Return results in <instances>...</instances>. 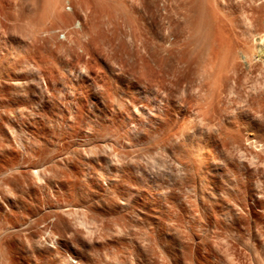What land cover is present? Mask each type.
Returning a JSON list of instances; mask_svg holds the SVG:
<instances>
[{
	"label": "rangeland",
	"instance_id": "1",
	"mask_svg": "<svg viewBox=\"0 0 264 264\" xmlns=\"http://www.w3.org/2000/svg\"><path fill=\"white\" fill-rule=\"evenodd\" d=\"M214 1L218 2H209L219 7L222 1L230 9L233 6L236 13L242 7L237 5L242 0ZM206 2L208 0H82L81 3L77 0H62L58 13L66 21L61 22L49 13L51 9L48 0H0V51L6 52L4 59L9 57V62L13 60L10 64L5 59L1 70L3 74L7 72L5 75L16 77L23 83L16 87L8 81L1 84L4 92L0 106V264H56V259L49 251L43 248L42 251L36 245L35 248L32 242L36 236L43 235L42 239H47L44 233L47 226L55 231V235L63 234L78 246L81 242L86 243L83 238L92 239L93 242L86 240L93 244L91 246L90 243V248L83 244L85 250L89 249V253L86 252L89 264H93L92 259L95 264H264V147L254 148L252 143L257 141L259 145H264V72L257 67L250 69L251 72L243 68L246 71L240 69L238 80L229 73L227 79L223 77L225 81L218 82V89L214 86L217 85L213 82L216 79L214 74H221L222 79L225 70L215 65L216 62L221 65L222 61L223 48L218 43L221 41L216 40V33L219 31L217 28L224 24L216 25L224 20H215L217 7L215 11L212 9L214 7H207ZM250 2L243 4V7L245 5L244 8L249 10L250 4L256 6L257 2L255 5ZM220 8L221 17L224 11ZM211 10L215 11L214 14ZM225 13L228 14L227 11ZM206 16L210 17L209 20ZM210 20L218 21V24H212L215 26L214 30H210L212 38H209L210 34L206 42L208 44L210 41L212 47L204 44V51L207 47L204 53L203 45L201 47V43L198 44L201 41L197 42V36H201L198 32L202 28L197 24L205 21V25ZM226 23L224 26L228 28ZM196 25L201 27L199 31ZM73 30H77L78 34L82 31L80 37L84 35L85 38L81 37L80 40L74 37ZM169 33L177 34L173 38ZM168 34L170 40L174 39V42L171 40L173 47L170 49L160 45L168 39ZM158 47H162L163 51ZM163 47H166L165 50ZM156 49L161 54L164 51L167 53L157 55ZM198 49L199 54L203 52L202 55L198 54ZM218 49L222 53H217ZM216 53L220 55V61ZM23 61L27 62V67H31L32 75L27 72L24 66L26 62ZM210 65L214 67L210 68ZM16 66H20V70L17 71ZM11 67L16 75L9 71ZM221 68L223 71L220 72ZM208 69H212L213 73H209ZM205 74L210 76L209 79ZM203 76L206 80H203ZM32 81L41 86H34ZM252 82L261 88L263 96L257 97L254 94L253 97ZM123 88L133 93L129 100L123 96ZM26 93L29 95L25 96ZM158 113L162 115V121ZM246 117L249 121H246ZM178 118L186 119L181 121ZM182 122L186 126V123L189 124L185 128H194V132L199 134L196 133V136L192 133L194 129L186 132L195 135V140L203 145V154L206 153L209 160L212 157L211 162L202 160V163L198 160V163L195 159L189 166L186 162L188 158L185 159L186 156L181 154L183 152L179 155L182 157V162L180 157L178 159L181 162L179 165L172 162L177 159L174 157L178 153L174 156L176 149L171 147L167 138L174 130L179 133L178 130L184 129ZM206 122L209 125L211 123L209 130L214 129V132H206ZM200 123L203 127L199 126ZM126 130L132 132L129 134ZM19 139L20 142L22 140L21 144ZM29 148L34 151L31 152ZM32 156L35 157L33 160ZM64 159H69L68 164ZM28 163H35L39 166L38 170L43 173L45 171L46 175L42 177L41 173V180H34L33 176L25 174L24 166ZM9 165L14 166L10 168ZM119 169L124 171L120 172ZM146 169L151 170V178L144 184L139 174H143ZM21 170L25 171L24 174ZM137 170L140 173L137 174ZM115 172L117 176L121 173V177L115 178ZM28 176L36 183L29 180L31 178ZM103 187L106 192L102 191ZM17 189L21 190L20 193ZM15 192L19 197H15ZM73 207H76V213H73ZM56 217H60L62 223ZM80 220L90 223V236L79 225ZM24 221L28 224L26 229L21 226ZM29 223L34 224L33 228L36 226V229H32ZM19 232L22 237L18 235ZM23 232H26L25 235ZM26 236H29V241ZM6 250H9V254ZM29 250H34L35 254ZM5 257L8 260H4Z\"/></svg>",
	"mask_w": 264,
	"mask_h": 264
},
{
	"label": "bare ground",
	"instance_id": "2",
	"mask_svg": "<svg viewBox=\"0 0 264 264\" xmlns=\"http://www.w3.org/2000/svg\"><path fill=\"white\" fill-rule=\"evenodd\" d=\"M44 1L46 2L47 0H44ZM77 1H78V2L80 1V3H81L82 0H77ZM209 1H211V0H208V2H209ZM212 1H213V0H212ZM224 1H226V0H224ZM232 1H233V0H232ZM249 1H251L250 3L253 2L252 4L255 5L254 3L257 2L258 0H257V1H256V0H255V1H254V0H242V1H240L237 5H239V6L241 5V6L243 7V4L246 5L247 2H248V4H249ZM261 1H262V0H261ZM261 1H260V3L263 2V1H262V2H261ZM61 2H62V0H48V5H49V8L51 9V11H50L49 13L55 15V17L57 18V20H59V21H61V22H64V21H66V20L64 19V17H63L62 15H60V14L58 13V12H59V6H60V3H61ZM165 2H166V1H165ZM165 2H164V3H165ZM204 2H205V1H204ZM208 2H206L208 5H206V3H204L207 7H209V6H210L211 8L214 7V8H212V9L215 10V6H216V7H217L216 10H218V13L215 14L216 16L213 15L214 12H215L216 10H215V11H214V10H211V11H213V12H212L213 14H209V15H213V16H215V17H214L215 20H218V21H220L221 19H223L224 22H225V21L227 22V23H226V22H225V23H226L227 26H228V28H225L226 25H225V23H224L223 21H220V22H219V25H216V23H217L218 21H217V22H214L215 20L213 21L217 27H218V26H221L222 24H224L225 26H224V25L221 26V27L224 26L223 29H222L223 31H224L225 29H227L225 32H221V33H220V31H222V30H221V27L217 28V30H219V31H217L218 33H216V35H217L216 40H217V41H221V43L218 42L219 45H220V46H221V45H222V46L224 45L225 48L221 46V49L223 48V49H222V50H223V55L221 54V55H222V57H221V58H222V61H220V60H221V58L219 57L220 55L218 56V54H217V53H219L220 51H221L220 53H222V50H219V49H218L219 51H217L216 54H217V56H218L220 59H217V60L220 61L221 65H218L219 63H217V62H216L217 64L215 63V65H216L217 67H218V66H221L222 68L224 67L223 70L225 69L226 71L224 70V73L222 72V79H220V78H221V74H219V76H218L217 74H214V75H216V76H215L216 79H215L213 82H214V84H217V85H214V86H216L217 89H218V86H219V85H218V84H219L218 82H222V80L225 81V79H227V74H229V73L231 74V76L233 75V76L237 77L236 79L238 80L239 77H240V76L238 75L239 72H240V74H241L240 69L243 70V68L246 69V70H248V71H250V69H253L254 67H255V68L257 67V68H260V70H261L262 72H264V10H263V8H264V2H263V4H260V3L257 2L259 5L257 6V3H256V6H254V7L250 4V5H249V8H250L249 10H248L247 8H244L245 5H244V7H243L244 9H243L242 7H240L241 10H240L239 7H238V9H239L240 11L237 10V11H239V13H238V12H237V13H238L239 15L236 13L235 10L232 9L233 6H232V8L230 9V8L228 7V5H227L226 3H224V2H222V1H221V4H222L221 6H222V7L220 6V3L218 4V5H219V7H218L216 4L213 5L211 2H209L211 5H213V6H211V5H209ZM214 2H215V1H214ZM218 2H220V1L218 0ZM218 2H215V3H218ZM236 2H237V1H236ZM236 2L234 1V3H236ZM45 4H46V3H45ZM61 4H62V3H61ZM228 4H231V3L228 2ZM48 5H47V6H48ZM151 5H152V4H151ZM164 5H165V4H164ZM47 6H46V7H47ZM202 6H203V5H202ZM206 6H205V7H206ZM235 6H236V4H235ZM60 7H61V6H60ZM220 7H221V8H220ZM246 7H248V5H247ZM219 8H220L221 10L224 11V12H223V15H221V17H220V15H219V13H221L222 11H220ZM234 8H235V7H234ZM261 9H262L263 11H261ZM164 10H165V9H164ZM205 10H206V9H205ZM205 10H204V11H205ZM209 10H210V8H209ZM209 10H207L208 13H211V12H209ZM256 10H257V12H256ZM258 10H260L261 12L258 11ZM219 11H220V12H219ZM226 11L228 12V14L225 13ZM262 12H263V13H262ZM204 13H205V12H204ZM206 13H207V12H206ZM206 13H205V14H206ZM256 13H260V14H257V15H256ZM83 14H84V13H83ZM205 14H203V15L205 16ZM217 14H218V15H217ZM221 14H222V13H221ZM224 14H225V15H224ZM236 14H237V15H236ZM53 15H52V16H53ZM203 15H202V16H203ZM206 15H207V14H206ZM255 15H256V16H255ZM207 16H208V15H207ZM207 16H206L205 18H207ZM213 16H211V18H213ZM55 17H54V18H55ZM164 18H166V17H164ZM205 18H203V19H205ZM208 18H210V17H208ZM208 18H207V19H208ZM214 18H213V19H214ZM219 18H220V19H219ZM162 19H163V18H162ZM168 19H169V18H168ZM207 19H206V20H207ZM213 19H212V20H213ZM166 20H167V19H166ZM206 20H205V21H206ZM208 20H209V19H208ZM212 20H210V22L207 21V23H206L207 25H206V24H205V25L203 24V23H205V21H203V22L201 21L202 23H201V22H200V23H201L202 25H204V26H202L201 24H197V25H199V26H201V27L203 28V31H202V28H201V27H200V28H201V29H200V28L196 25V26H197V30H198V31H199V29L201 30L200 32H198L201 36H200V38H198V36H197V42L201 41V42H199L198 44L201 43V44H200L201 47H202V45H203L202 50L205 48V45H204V44H207L206 42L208 41V37H209L210 34H211V31H210L211 28L214 30V27H215V26H212V24H213ZM80 21H82V20H80ZM80 21H79V22H80ZM168 21H169V20H168ZM170 21H171V20H170ZM164 22H165V21H164ZM166 22H167V21H166ZM178 22H179V21H178ZM178 22H177V23H178ZM221 22H222V23H221ZM160 23H162V22H160ZM167 23H168V22H167ZM169 23H170V22H169ZM177 23H176V25H177ZM77 24H78V23H77ZM217 24H218V23H217ZM220 24H221V25H220ZM160 25H162V24H160ZM169 25H170V24H169ZM173 25H174V22H173ZM179 25H180V24H179ZM79 26H80V24H79ZM163 26H164V25H163ZM165 26L167 27V25H165ZM166 27H165V28H166ZM170 27H171V26H170ZM170 27H169V29H170ZM172 27H173V26H172ZM167 28H168V27H167ZM167 28H166V29H167ZM178 28H179V27H178ZM198 28H199V29H198ZM78 29H79V28H78ZM81 29H82V26H81ZM161 29H162V28H161ZM169 29H168V30H169ZM172 29H173V28H172ZM172 29H171V30H172ZM175 30H176V28H175ZM181 30H182V29H181ZM197 30H196V31H197ZM213 30H212V31H213ZM215 30H216V29H215ZM76 31H77V30H76ZM76 31L74 32V30H73L74 37L80 38V40H81V37H84V38H85L84 35L80 37V34H81V32H82L81 30H80V31H81L80 34H78L79 32L77 33ZM78 31H79V30H78ZM161 31H162V30H161ZM173 31H174V30H173ZM178 31H179V29H178ZM178 31H176V32L178 33ZM67 32H68V31H67ZM169 32H171V31H169ZM171 33H173V32H171ZM171 33H169V34H171ZM174 33H175V32H174ZM177 33H176V34H177ZM179 33H180V32H179ZM196 33H197V32H196ZM213 33H214V32H213ZM67 34H68V33H67ZM82 34H83V33H82ZM163 34H164V33H163ZM166 34H167V33H166ZM169 34H168V39H167L166 36H165V38H166L167 40L165 39L164 43H163V42H162V44L160 43V45H162V46H165V45H166V46L168 47L167 49H170L171 46L173 45V42H174V39H171V40L173 41V42H171V40H170L171 36H169ZM176 34H174V35L171 34V35H172L173 38H174V36H176ZM181 34H182V33H181ZM199 34H197V35H199ZM68 35H69V34H68ZM70 35H72L71 32H70ZM75 35H76V36H75ZM179 35H180V34H179ZM219 35H220V36H219ZM180 36H181V35H180ZM182 36H183V35H182ZM218 36H219V38H218ZM72 37H73V36H72ZM72 37H71V38H72ZM162 37H163V35H162ZM65 38H66V36H65ZM77 38H76V39H77ZM175 38H176V37H175ZM181 38L183 39L184 37H181ZM209 38H212V34H211V37H209ZM217 38H218V39H217ZM163 39H164V38H163ZM177 39H179V38L177 37ZM177 39H176V41H177ZM182 39H181V40H182ZM198 39H199V40H198ZM74 40H75V39H74ZM78 40H79V39H78ZM78 40H76L77 43H78ZM159 40H162V39H159ZM179 40H180V39H179ZM183 40H184V39H183ZM205 40H206V41H205ZM209 40H211V39H209ZM66 41H67V40H66ZM66 41H65V42H66ZM211 41H212V40H211ZM68 42H69V40H68ZM70 42H71V40H70ZM70 42H69V43H70ZM178 42H179V41H178ZM178 42H176V43H178ZM180 42H182V41H180ZM204 42H205V43H204ZM66 43H67V42H66ZM74 43H75V42H74ZM176 43H175V45H176ZM183 43H184V42H182V44H183ZM79 44L81 45L80 41H79ZM163 44H164V45H163ZM178 44H179V43H178ZM178 44H177V46H179V45L181 46V44H179V45H178ZM208 44L211 45V44H210V41H209ZM208 44H207V45H208ZM155 45H156V44H155ZM155 45H154V46H155ZM157 45H158V44H157ZM157 45H156V46H157ZM200 45H199V46H200ZM209 45H208V47L211 48L212 45H211V47H210ZM154 46H152V47H154ZM156 46H155V47H156ZM158 46H159V45H158ZM177 46H176V47H177ZM220 46H219V48H220ZM172 47H173V46H172ZM183 47H184V46L182 45V48H183ZM201 47H198V46H197V48H199V49H201ZM158 48H161L160 51H161V50L163 51L162 47H158ZM163 48H164V50H165L166 47H163ZM182 48H181V49H182ZM152 49H154V48H152ZM175 49H177V48H175ZM175 49H174V50H175ZM178 49H179V47H178ZM178 49H177V50H178ZM199 49H198V50H199ZM8 50H9V49H8ZM11 50H12V49H11ZM11 50H10V51H11ZM209 50H212V49H209ZM209 50H208V51H209ZM5 51H6V50H5ZM12 51H13V50H12ZM156 51H157V49H156ZM158 51H159V50H158ZM158 51H157L155 54L160 53V51H159V52H158ZM170 51H172V50H170ZM175 51H176V50H175ZM203 51H204V50H203ZM205 51H207V47H206V50H205ZM205 51H204V53H205ZM8 52H9V51H8ZM165 52H166V51H164L163 53L165 54ZM197 52H198V54H199L200 50L197 51ZM209 52H210V51H209ZM2 53H3V55H2ZM2 53H1V51H0V106H1L2 103H3V102H2V101H3V93H2V92H4V91H2V89H1V87H2V85H3V82L6 83L5 81H8L9 83H10V82H11V83H14V86H15V85H16V86H18V85L20 86V84H21V82H20L19 80H17L16 77H13V78H14V79H13L12 76H11V78H10V76H8V74L5 75V74L7 73L6 71H5V72H6L5 74L2 73V71H3V70H1V68H3L2 63H3V62L5 61V59H7V58L10 60L9 57H7V58L4 59V53H6V52H2ZM9 53H10V52H9ZM163 53H162V54H163ZM166 53H167V52H166ZM202 53H203V52L201 51V53H200L199 55H202ZM10 54H11V53H10ZM14 54H15V53H14ZM16 54H17V53H16ZM160 54H161V53H160ZM162 54H161V55H162ZM164 54H163V55H164ZM168 54L170 55L169 52H168ZM212 54H213V53H212ZM5 55H6V54H5ZM7 55L10 56L9 54H7ZM157 55H158V54H157ZM165 55H166V54H165ZM169 55H168V56H169ZM209 55H210V54H209ZM209 55H208V56H209ZM11 56H12V55H11ZM13 56H14V55H13ZM17 56H19V55H17ZM170 56H171V55H170ZM208 56H207V57H208ZM5 57H6V56H5ZM161 57H162V56H161ZM163 57H164V56H163ZM197 57H198V56H197ZM204 57H205V55L203 54V59H204ZM207 57H206V58H207ZM11 58H12V57H11ZM13 58L15 59V57H13ZM13 58H12V59H13ZM198 58H199V57H198ZM200 58L202 59V57H200ZM8 59H7V60H8ZM17 59H18V57H17ZM208 59H209V58H208ZM9 60H8V62H9ZM20 60H21V59H20ZM16 61H17V60H16ZM21 61H22V60H21ZM26 61H28V60L26 59ZM26 61H25V62H26ZM219 61H218V62H219ZM5 62H6V61H5ZM5 62H4V63H5ZM10 62L12 63L13 60L10 61ZM10 62H9V63H10ZM14 62H15V60H14ZM23 62H24V61H23ZM25 62H24V63H25ZM31 62H32V61H30V63H31ZM9 63H8V65H9ZM11 63H10V64H11ZM16 63H17V62H16ZM6 64H7V63H6ZM21 64H22V63H21ZM28 64H29V62H28ZM8 65H7V66H8ZM13 65H14V64H13ZM14 66H15V65H14ZM14 66H13V67H14ZM24 66H26V67L28 66V65H27V62H26V65H24ZM31 66H32V65H31ZM210 66H212V67H210ZM210 66H209L210 68H213V67H214L213 65H210ZM13 67H11V68H10L11 70H9V71H11V73H12V71H13V70H12ZM16 67H17V66H16ZM19 67H20V66H19ZM19 67H17L16 70L19 69ZM30 68H31V67H27V72H28V73L31 72V71H30V70H31ZM219 68H220V67H219ZM222 68L220 69V72L223 71ZM255 68H254V69H255ZM5 69H6V68H5ZM14 69H15V67H14ZM19 70H20V69H19ZM209 70H210V69H208L207 71L209 72ZM213 70L216 71L217 69H213ZM246 70H243V72L246 71ZM14 71H15V70H14ZM14 71H13V73H14ZM17 71H18V70H17ZM17 71H16V72H17ZM32 71H33V70H32ZM68 71H69V70H68ZM215 71H214V73H215ZM218 71H219V69H218ZM252 71H253V70H252ZM3 72H4V71H3ZM50 72H51V71H50ZM205 72H206V71H205ZM208 72H207V74H208ZM211 72H212V69L210 70L209 73H211ZM220 72H219V73H220ZM250 72H251V71H250ZM32 73H33V72H32ZM32 73H30V74L32 75ZM66 73H68V72H66ZM70 73H71V71H70ZM212 73H213V72H212ZM247 73H248V72H247ZM14 74H15V73H14ZM224 74H226V75H224ZM251 74H252V73H251ZM9 75H10V72H9ZM11 75H13V74H11ZM15 75H16V74H15ZM15 75H14V76H15ZM34 75H35V74H34ZM36 75H37V74H36ZM48 75H49V74H48ZM53 75H54V74H53ZM74 75H75V74H74ZM74 75H73L72 77H74ZM208 75H209V74H208ZM211 75H213V74H211ZM214 75H213V76H214ZM223 75H224V76H223ZM237 75H238V76H237ZM249 75H250V74H249ZM51 76H52V75H51ZM154 76H156V75H154ZM154 76H153V77H154ZM205 76H207V75L205 74ZM205 76H203V80H206V79H205ZM228 76H230V75H228ZM247 76H248V75H247ZM48 77H49V76H48ZM52 77H53V76H52ZM70 77H71V76H70ZM76 77L78 78V76H76ZM153 77H152V78H153ZM207 77H208V76H207ZM207 77H206V78H207ZM209 77H210V76H209ZM209 77H208V79H209ZM218 77H219V78H218ZM223 77H224L225 79H223ZM15 78H16V79H15ZM30 78H31V77H30ZM38 78H39V77H38ZM159 78H160V77H159ZM159 78H158V79L156 78V80H159ZM211 78H212V76H211ZM213 78H214V77H213ZM213 78H212V79H213ZM217 78H218V81H216ZM230 78H232V77H230ZM245 78H246V76H245ZM19 79H20V78H19ZM21 79H22V78H21ZM49 79H50V78H49ZM75 79H76V78H75ZM208 79H207V80H208ZM228 79H229V77H228ZM32 80H33V79H32ZM152 80H153V79H152ZM156 80H154V82H155ZM26 81H27V80H26ZM34 81H37V80H34ZM34 81H32V82H34ZM39 81H40V80H39ZM160 82H161V80H160ZM215 82H216V83H215ZM24 83H25V82H24ZM28 83H30V82H28ZM35 83H36V82H34V83H32V84L34 85ZM139 83H140V82H139ZM252 83H253V86H252ZM252 83H251V86H252V87H251V86H250V87L252 88V91H251V92L253 93V97H254V94H255V96H257V97H261V96H263V94H262L263 91L261 90V88H260L255 82H252ZM254 83H255V84H254ZM1 84H2V85H1ZM22 84H23V83H22ZM22 84H21V85H22ZM143 84H144V82H143ZM155 84L158 85L157 83H155ZM4 85H6V84H4ZM35 85H36V84H35ZM35 85H34V86H35ZM162 85H163V84H161V86H162ZM6 86H7V85H6ZM10 86H11V85H10ZM12 86H13V85H12ZM12 86H11V87H12ZM16 86H15V87H16ZM24 86H25V85H24ZM34 86H33V87H34ZM36 86L38 87V86H41V85L38 84V85H36ZM142 86H143V85H142ZM144 86H145V85H144ZM150 86H151V85H150ZM150 86H149V87H150ZM154 86H155V85H154ZM220 86H221V83H220ZM257 86H258V87H257ZM8 87H9V86H8ZM26 87H27V86H26ZM149 87H148V88H149ZM157 87H158V86H157ZM3 88H4V87H3ZM6 88H7V87H6ZM12 88H13V87H12ZM27 88H28V87H27ZM148 88H147V89H148ZM150 88H151V87H150ZM219 88H220V87H219ZM251 88H250V89H251ZM10 89H11V88H10ZM13 89H14V88H13ZM28 89H29V88H28ZM143 89H144V88H143ZM159 89L161 90V88H159ZM217 89H216V90H217ZM5 90H7V89H5ZM17 90H18V88H17ZM22 90H23V89H22ZM22 90H21V91H22ZM41 90H42V89H41ZM118 90H119V89H118ZM149 90H151V89H149ZM12 91H13V90H12ZM123 91H124V88H123ZM123 91H122V93H124L123 96L126 97V98L124 97L125 99L130 98L131 95L133 96V93H131L130 90H129V91H128V90H125L126 92H125V91L123 92ZM131 91L133 92V90H131ZM219 91H220V89H219ZM221 91H223V90H221ZM261 91H262V92H261ZM36 92H37V91H36ZM148 92H149V91H148ZM251 92H250V93H251ZM260 92H261V93H260ZM11 93H12V92H11ZM13 93H14V92H13ZM24 93H25V89H24ZM34 93H35V92H34ZM39 93H40V92H39ZM138 93H139V92H138ZM149 93H150V92H149ZM222 93H223V92H222ZM263 93H264V92H263ZM9 94H10V92H9ZM15 94H16V93H15ZM15 94H14V96H15ZM21 94H22V92H21ZM134 94H135V93H134ZM150 94H151V93H150ZM219 94H221V92H220ZM231 94H232V93H231ZM16 95H17V94H16ZM26 95H27V93L25 94V96H26ZM28 95H29V94H28ZM28 95H27V96H28ZM142 95H143V94H142ZM251 95H252V94H251ZM135 96H136V95H135ZM146 96H147V95H146ZM218 96H219V95H218ZM218 96H217V97H218ZM217 97H216V98H217ZM251 97H252V96H251ZM142 98H143V97H142ZM142 98H141V99H142ZM263 98H264V96H263ZM141 99H140V100H141ZM252 99H253V98H252ZM128 100H129V99H128ZM138 100H139V98L137 99V101H138ZM154 100H156V99H154ZM257 100H258V99H257ZM257 100H256V101H257ZM260 100H261V98H260ZM262 100H263V99H262ZM262 100H261V101H262ZM134 101H135V100H134ZM254 101H255V99H254ZM135 102H136V101H135ZM257 102L259 103L260 101H257ZM141 103H142V102H141ZM141 103H140V104H141ZM161 103H162V102H160V104H161ZM164 103H165V102H164ZM260 103H261V102H260ZM263 103H264V102H263ZM263 103L261 104L262 106H263ZM131 104H132V103H131ZM131 104H130V107H131ZM165 104H166V103H165ZM165 104H164V105H165ZM133 105H134V104H133ZM137 105H138V104H137ZM137 105H135V106H137ZM166 105H167V104H166ZM258 105H259V104H258ZM135 106H134V107H135ZM142 106H143V105H142ZM153 106H156V105H153ZM138 107H139V106H138ZM157 107H158V105H157ZM162 107H163V105H162ZM162 107H161V108H162ZM164 107H165V106H164ZM258 107H259V106H258ZM263 107H264V106H263ZM263 107H262V108H263ZM146 108H147V107H146ZM131 109H133V108H131ZM134 109H135V108H134ZM134 109H133V110H134ZM143 109H144V108H143ZM154 109H156V108H154ZM157 109H158V108H157ZM159 109H160V108H159ZM168 109H169V108H168ZM136 110H137V108H136ZM149 110H150V109H149ZM161 110H162V109H160V111H161ZM17 111H18V110H17ZM125 111H126V110H125ZM129 111H130V110H129ZM138 111H139V109H138ZM138 111H137V112H138ZM140 111H142V110H140ZM145 111H146V110H145ZM173 111H174V110H173ZM259 111H260V110H259ZM153 112H154V111H152V113H153ZM157 112H158V111H157ZM169 112H170V111H169ZM174 112H175V111H174ZM177 112H178V111H177ZM182 112H183V111H182ZM207 112H208V111H207ZM219 112H220V111H219ZM257 112H258V111H257ZM141 113H142V112H141ZM141 113H140V114H141ZM145 113H146V112H144L143 114H145ZM154 113H156V112H154ZM161 113H162V112H161ZM247 113H248V112H247ZM247 113H246V114H247ZM137 114H138V113H137ZM140 114H139L138 116H140ZM146 114H149V113L147 112ZM146 114H145V115H146ZM156 114H157V113H156ZM156 114H155V115H156ZM158 114H160V113H158ZM162 114H163V113H162ZM183 114H185V113H183ZM206 114H207V113H206ZM260 114H261V112H260ZM260 114H259V115H260ZM263 114H264V113H262V115H263ZM32 115H33V114H32ZM135 115H136V114H135ZM141 115H142V114H141ZM149 115H150V114H149ZM153 115H154V114H153ZM163 115H165V114H163ZM172 115H173V114H172ZM187 115H188V113H187ZM208 115H209V114H208ZM211 115H212V114H211ZM248 115H249V114H248ZM262 115H260V116H262ZM0 116H1V115H0ZM136 116H137V115H136ZM158 116H159V115H158ZM158 116H156V117H158ZM161 116H162V115L160 114V117H161ZM169 116H170V115H169ZM185 116H186V114H185ZM209 116H210V115H209ZM209 116H207V119H210V120L212 121V119L209 118ZM212 116H213V115H212ZM234 116H236V115H234ZM260 116H259V117H260ZM263 116H264V115H263ZM131 117H132V116H131ZM143 117H144V116H143ZM143 117H142V118H143ZM154 117H155V116H154ZM160 117H159V119H160V121H162V117H161V118H160ZM166 117H168V116H166ZM170 117H171V116H170ZM176 117H178V116H176ZM176 117H175V118H176ZM188 117H189V115H188ZM139 118H140V117H139ZM159 119H158V120H159ZM170 119H171V118H170ZM178 119H180V120L182 121L183 119H186V118H183V119L178 118ZM246 119H247V117H246ZM0 120H1V119H0ZM121 120H122V119H121ZM129 120H130V118L128 119V121H129ZM146 120H147V119H146ZM148 120H150V119H148ZM154 120H155V119H154ZM165 120H166V119H165ZM172 120H173V119H172ZM180 120H178V121H180ZM187 120H188V118H187ZM189 120H190V119H189ZM189 120H188V122H189ZM210 120H209V121H210ZM125 121H126V120H125ZM128 121H127V122H128ZM134 121H135V119H134ZM150 121H151V120H150ZM167 121H168V120H167ZM167 121H166V125H167V123H168ZM173 121H174V120H173ZM176 121H177V120H176ZM178 121H177V122H178ZM200 121L202 122V120H200ZM204 121H205V120H204ZM209 121L207 120V122H209ZM246 121H249V120L247 119ZM127 122H126V123H127ZM131 122H132V120H131ZM139 122H140V121H139ZM139 122H138V123H139ZM144 122H145V121H144ZM144 122H143V123H144ZM183 122H184V121H183ZM183 122H182V124H181V123H180V124H181V125H185V124H183ZM207 122H206V124H207L206 126H207V127H206V126L204 127V128H206L205 130H207L206 132H208V131H213V130H214L213 128H212L213 130H209V129H211V128H209V127H211V123H210V125H209V123H207ZM122 123H123V122H122ZM124 123H125V122H124ZM132 123H133V122H132ZM141 123H142V122H141ZM143 123H142V124H143ZM154 123H155V122H154ZM161 123H162V122H161ZM174 123H176V122H174ZM184 123H185V122H184ZM204 123H205V122H204ZM129 124H130V123H129ZM148 124H149V123H148ZM186 124L189 126L188 123H186ZM166 125H165L164 127H166ZM169 125H172V124L169 123ZM201 125H202V127H203V124H202V123L199 124V126H201ZM204 125H205V124H204ZM208 125H209V126H208ZM245 125H247V123H246ZM248 125H250V124L248 123ZM125 126H126V125H125ZM127 126H129V125H127ZM130 126H131V125H130ZM136 126H137V125H136ZM159 126H160V125H159ZM159 126H158V127H159ZM162 126H163V125H162ZM176 126H177V123H176ZM188 126H186V125L183 126L184 129L181 128L180 131L178 130L179 133H176L175 130H174V133H172V135L169 133L170 136L168 137V135H167L168 138L166 137L167 140L170 142V143H169V142L167 141L169 144H171V147L174 148V150L176 149V154H175V155L173 154V155L176 156L177 153H178V156L174 157V158H177V159L173 160L172 162H175L176 165H179V162H180V161H178V159H179V157H180V156H179V155H180V152H183V153H181V154H182V155L184 154V155L186 156V158L184 157L185 159L188 158V160L186 161L188 164H189V163L192 164L191 162H195V159L197 160L198 163H199L200 160H201V162H202V160H203V161L206 160V161H210V162H211V158H212V157H211L210 160H209V157H208L207 155H205L206 153L203 154V153H204V151H203L204 148H202L203 145L201 146L200 143H198V142L195 140V137H194L195 135H193V134H189V133H186L187 131H191V130L194 129V128H193V129H190V127H189V128H185V127H188ZM237 126H238V125H237ZM241 126H242V125H241ZM132 127H133V126H132ZM154 127H155V126H154ZM167 127H168V125H167ZM212 127H213V125H212ZM215 127H217V126H215ZM222 127H223V126H222ZM222 127H221V129H223ZM141 128H142V127H141ZM160 128H162V127H160ZM171 128H172V127H171ZM171 128H170V129H171ZM191 128H192V127H191ZM195 128H196V127H195ZM219 128H220V127H219ZM245 128H246V127H245ZM143 129H144V128H143ZM147 129H150V128L147 127ZM151 129H152V127H151ZM158 129H159V128H158ZM158 129H157V130H158ZM166 129H167V128H166ZM170 129H169V131H170ZM175 129H176V128H175ZM178 129H179V128H178ZM186 129H187V130H186ZM201 129H202V128H201ZM224 129H225V128H224ZM224 129H223V130H224ZM236 129H237V127H236ZM238 129H239V127H238ZM238 129H237V130H238ZM243 129H244V128H243ZM129 130H130V129H129ZM144 130H146V129H144ZM161 130H162V129H161ZM172 130H173V129H172ZM172 130H171V131H172ZM181 130H183V131H181ZM185 130H186V131H185ZM199 130H200V129H199ZM205 130H204V131H205ZM126 131L128 132V130H126ZM134 131H135V130H134ZM141 131H142V130H141ZM141 131H139V132H141ZM165 131H166V130H165ZM165 131H163V132H165ZM184 131H185V132H184ZM194 131H196V130L194 129V130L191 131V132L194 133V134H196L197 132L195 133ZM200 131H201V130H200ZM215 131H216V129H215ZM219 131H220V130H219ZM129 132L131 133L132 131H129ZM129 132H128V133H129ZM139 132H138V133H139ZM158 132H159V131H157V133H158ZM167 132H168V130H167ZM213 132H214V131H213ZM223 132H225V131H223ZM223 132H222V133H223ZM130 133H129V134H130ZM160 133H161V132H160ZM185 133H186V134H185ZM199 133H202V132H199ZM204 133H205V132H204ZM208 133H209V132H208ZM211 133H212V132H210V134H211ZM136 134H137V131H136ZM197 134H198V133H197ZM197 134H196V136H197ZM210 134H209V135H210ZM212 134L215 135V134H218V133L215 132V133H212ZM220 134H221V133H220ZM160 135H161V134H160ZM164 135H165V134H164ZM198 135H199V134H198ZM206 135H207V133H206ZM247 135H248V134H247ZM12 136H14V135H12ZM17 136H18V135H17ZM130 136H131V135H130ZM130 136H129V138H130ZM135 136H136V135H135ZM161 136H162V135H161ZM132 137H133V136H132ZM198 137H199V136H198ZM200 137H201V136H200ZM15 138H16V135H15ZM162 138H163V136H162ZM17 139H18V138H17ZM164 139H165V138H164ZM202 139H203V138H202ZM13 140H15V139H13ZM30 140H31V139H30ZM129 140H130V139H129ZM24 141L26 142V140H24ZM27 141H29V140H27ZM31 141H32V140H31ZM31 141H30V142H31ZM161 141H164V140H161ZM195 141H196L197 143H196ZM198 141H199V140H198ZM19 142H20V139H19ZM21 142H22V140H21ZM21 142H20V144H21ZM25 142H24V143H25ZM206 142H207V141H206ZM27 143H29V142H27ZM165 143H166V142H165ZM201 143H202V142H201ZM250 143H251V142H249V144H250ZM252 143H253V145H254V148H256V147H257V148H259V147H260V148H261V147H264V145H259V143H257V141H254V142H252ZM30 144H31V143H30ZM25 145H29V144H25ZM163 145H164V144H163ZM163 145H162V146H163ZM166 146H167V145H166ZM168 146H169V145H168ZM168 146H167V147H168ZM204 146H205V145H204ZM2 147H3V146H2ZM17 147H18V145H17ZM27 147H28V146H27ZM103 147H104V146H103ZM164 147H165V145H164ZM164 147H163V148H164ZM171 147H170V148H171ZM8 148L10 149V147H8ZM24 148H26V147H24ZM31 148H32V147H31ZM17 149H18V148H17ZM29 149H30V148H29ZM32 149H33V148H32ZM202 149H203V150H202ZM10 150H12V149H10ZM15 150H16V149H15ZM19 150H20V149H19ZM26 150H27V149H26ZM171 150H172V149H171ZM207 150H208V149H207ZM5 151H6V150H5ZM5 151H4V152H5ZM8 151H9V150H8ZM23 151H24V150H23ZM30 151H31V149H30ZM32 151H34V150H32ZM32 151H31V152H32ZM208 151H209V150H208ZM6 152H7V151H6ZM18 152H21V151H18ZM173 152H175V151H173ZM173 152H172V153H173ZM9 153H10V152H9ZM22 153H23V152H22ZM24 153H25V152H24ZM210 153H211V152H210ZM210 153H209V154H210ZM10 154H11V153H10ZM18 154H19V153H18ZM20 154H21V153H20ZM25 154H27V153H25ZM32 155H33V154H32ZM184 155H183V156H184ZM28 156H31V155H28ZM34 156H35V155H34ZM34 156H32V157H33V158H31L32 160L35 158ZM169 157H170V156H169ZM58 158H59V157H58ZM172 158H173V157H172ZM174 158H173V159H174ZM180 158H181L180 160H181V162H182V157H180ZM20 159H21V158H20ZM20 159H19V160H20ZM23 159H24V158H23ZM26 159H27V158H26ZM26 159H25V161H26ZM28 159H29V157H28ZM56 159H57V158H56ZM74 159H76V158H74ZM74 159H72V160H74ZM170 159H171V157H170ZM189 159H190L191 161H189ZM10 160H11V159H10ZM19 160H18V161H19ZM32 160H31V161H32ZM62 160H63V159H62ZM64 160H65V159H64ZM66 160H67V159H66ZM66 160H65V161H66ZM76 160H77V159H76ZM183 160H184V159H183ZM198 160H199V161H198ZM212 160H213V159H212ZM27 161H28V160H27ZM31 161H30V162H31ZM74 161H75V160H74ZM118 161H119V160H118ZM184 161H185V160H184ZM8 162H10V161H8ZM12 162H14V161H12ZM28 162H29V161H28ZM34 162H36V161H34ZM37 162H38V161H37ZM40 162H41V161H39V163H40ZM63 162H64V161H63ZM67 162H69V159H68V161H66V163H67ZM72 162H73V161H72ZM160 162H161V161H160ZM181 162H180V163H181ZM39 163H36V164L38 165ZM78 163H79V161H78ZM78 163H77V164H78ZM118 163H119V162H118ZM175 163H174V164H175ZM198 163H197L196 165H198ZM202 163H203V162H202ZM202 163H200V164H202ZM206 163H207V162H206ZM206 163H205V164H206ZM21 164H23V163L21 162ZM34 164H35V163H34ZM34 164H33V165H32V163H31V165H30L29 163H28L27 165L25 164L26 166H24V169L26 170V172L23 171V170H21V173H23V174H24V172H25V174L28 173V175L30 174V176H33V179H34V178H38L39 180H41V176L44 177L43 175L45 174V171H44V173H43L42 171L40 172V171L38 170V167H39V166H36V165H34ZM64 164H65V163H64ZM67 164H68V163H67ZM73 164H74V162H73ZM75 164H76V163H75ZM75 164H74V165H75ZM115 164H116V163H115ZM121 164H122V163H121ZM147 164H148V163H147ZM169 164H172V163L170 162ZM188 164H185V163H184L185 166H187ZM190 164H189V166H190ZM194 164H195V163H194ZM207 164H208V163H207ZM210 164H211V163H210ZM41 165H42V164H40V166H41ZM70 165H71V164H70ZM74 165H73V166H74ZM182 165H183V163H182ZM4 166H5V164H4ZM7 166H8V165H7ZM10 166H11V165H9V167H10ZM12 166H14V165H12ZM12 166H11V167H12ZM62 166H63V164H62ZM64 166H65V165H64ZM68 166H69V165H68ZM68 166H67V167H68ZM73 166H72V167H73ZM173 166H174V165H173ZM173 166H172V167H173ZM202 166H203V165H202ZM5 167H6V166H5ZM5 167H4V168H5ZM11 167H10V168H11ZM15 167H16V166H15ZM42 167H44V166H42ZM65 167H66V166H65ZM118 167H121V166L118 165ZM118 167H117V169H118ZM145 167H146V166H145ZM145 167H144V168H145ZM150 167H151V166H150ZM152 167H153V166H152ZM203 167H205V166H203ZM0 168H2V167H0ZM12 168H13V167H12ZM175 168H176V167H175ZM175 168H174V169H175ZM191 168H192V167H191ZM193 168H194V167H193ZM46 169L48 170V168H46ZM117 169H116V170H117ZM148 169H149V168H148ZM180 169H181V168H180ZM198 169H199V168H197V170H198ZM0 170H1V169H0ZM119 170H120V169H119ZM200 170H201V169H200ZM16 171L18 172V170H16ZM16 171H15V172H16ZM22 171H23V172H22ZM121 171H122V170H120V172H121ZM123 171H124V170H123ZM123 171H122V172H123ZM137 171H138V170H137ZM149 171H151V170H149ZM149 171L146 169V170L144 171L143 174H141L142 172L140 173V171L137 172V174L140 173L139 176H141V177H140V178H141L140 180H141L142 183H144L146 180L148 181L149 178H151V177H150V173H149ZM175 171H176V170H175ZM177 171H178V170H177ZM0 172H1V171H0ZM2 172H3V169H2ZM116 172H118V171H116ZM116 172H115V174H114V175H115V178L121 177V173L119 172V173H120V176H119V174L117 173V174H118V176H117V175H116ZM180 172H181V171H180ZM201 172H202V171H200V173H201ZM11 173H12V172H11ZM41 173H43V174H41ZM126 173H127V172H126ZM135 173H136V172H135ZM4 174H5V173H4ZM4 174H3V175H4ZM8 174H9V173H8ZM8 174H7V175H8ZM40 174H41V176H40ZM99 174H100V173H99ZM17 175H19V174H17ZM45 175H46V174H45ZM122 175H123V173H122ZM151 175H152V174H151ZM12 176L14 177L15 174L12 175ZM21 176H22V175H21ZM30 176H28V177H30ZM96 176H97V175H95V177H96ZM103 176H104V175H103ZM116 176H117V177H116ZM135 176H136V174H135ZM22 177H24V176H22ZM97 177H98V176H97ZM122 177H123V176H122ZM124 177H125V176H124ZM127 177H128V176H127ZM153 177H154V176H153ZM15 178H16V177H15ZM17 178H18V177H17ZM30 178H31V177H30ZM98 178H100V177H98ZM98 178H97V181H98ZM115 178H114V179H115ZM138 178H139V177H138ZM19 179H20V178H19ZM22 179H23V178H22ZM33 179L31 178V179H29V180H32V181H33ZM100 179H103V177H101ZM11 180H12V177H11ZM15 180H16V179H15ZM29 180H28V181H29ZM34 180H35V179H34ZM44 180H45V178H44ZM104 180H106V179H104ZM115 180H116V179H115ZM124 180H125V179H124ZM126 180H128V179L126 178ZM140 180H139V182H140ZM12 181H13V180H12ZM18 181H19V180H18ZM25 181H26V179H25ZM25 181H24V182H25ZM93 181H94V180H93ZM97 181H96V184L98 183ZM108 181H109V180H108ZM29 182H30V181H29ZM33 182H35V181H33ZM33 182H32V183H33ZM37 182H38V181H37ZM40 182H41V181H40ZM42 182H43V181H42ZM44 182H46V181H44ZM44 182H43V183H44ZM114 182H115V181H114ZM12 183H13V182H12ZM20 183H21V182H20ZM22 183H23V182H22ZM26 183H27V182H26ZM32 183H30L29 186H31ZM35 183H36V182H35ZM142 183H141V184H142ZM145 183H146V182H145ZM145 183H144V184H145ZM17 184H18V183H16V185H17ZM27 184H28V183H27ZM20 185H21V184H20ZM20 185H19V186H20ZM24 185H25V184H24ZM98 185H99V184H98ZM45 186H46V184H45ZM12 187H13V186H12ZM16 187H17V186H16ZM93 187H94V186H93ZM100 187H101V185H100ZM100 187H98V188H100ZM32 188H33V185H32ZM20 189H21V187H20ZM92 189H93V188H92ZM102 189H103L102 191H104V189L106 190V188H104V187H103ZM17 190H18V189H17ZM100 190H101V189H100ZM18 191H19V190H18ZM20 191H21V190H20ZM20 191H19V193H20ZM30 191H31V190H30ZM93 191H94V189H93ZM102 191H101V192H102ZM101 192H99V193H101ZM104 192H106V191H104ZM15 193H16V192H15ZM96 193H97V195H98V190L96 191ZM16 194H17V193H16ZM91 194H92V193H91ZM14 195H15V194H14ZM103 195H104V194H103ZM16 196H18V194L15 195V197H16ZM92 196H93V195H92ZM99 196H100V195H99ZM18 197H19V196H18ZM101 197H103V196H101ZM16 198H17V197H16ZM98 199H99V198H98ZM13 200H14V198H13ZM14 201H15V200H14ZM21 201H22V200H21ZM106 201H107V200H106ZM16 202H17V200H16ZM23 202H24V201H23ZM108 202H111V201L109 200ZM113 203H114V202H113ZM115 203H116V202H115ZM115 203H114V204H115ZM7 204H8V203H7ZM16 204H17V203H16ZM4 205H5V204H4ZM9 205H11V204H9ZM9 205H8V207H9ZM14 205H15V204H14ZM20 205H21V203H20ZM28 205H29V204H28ZM30 206H31V205H30ZM118 206H119V205H118ZM4 207H5V206H4ZM20 207H21V206H20ZM112 207H113V206H112ZM17 208H18V207H17ZM17 208H15V209L17 210ZM24 208H25V205H24ZM75 208H76V207H73V209H75ZM113 208H115V207H113ZM140 208H141V207H140ZM27 209H28V207H27ZM62 209H63V208H62ZM142 209H143V208H142ZM11 210H12V209H11ZM11 210H10V211H11ZM77 210H78V209H77ZM148 210H150V208H148ZM4 211H5V210H4ZM28 211H29V210H28ZM30 211H31V210H30ZM75 211H76V209L74 210L73 213H76ZM12 212H13V211H12ZM9 213L11 214V212H9ZM13 213H14V212H13ZM26 213H27V212H26ZM32 213H33V212H32ZM73 213L71 212V214H73ZM27 214H28V213H27ZM54 214H55V213H54ZM68 214H70V212H68ZM146 214H147V213H146ZM148 214H149V212H148ZM15 215H16V214H15ZM25 215H26V214H25ZM30 215H31V214H30ZM149 216H150V215H149ZM26 217H27V215H26ZM16 218H17V217H16ZM16 218H15V219H16ZM56 218H58V217H56ZM56 218H55V220H56ZM59 218H60V217H59ZM59 218H58V219H59ZM22 219H23V216H22ZM29 219H30V218H29ZM47 219H48V218H47ZM16 220H17V219H16ZM24 220H25V219H24ZM26 220H27V219H26ZM49 220H50V219H49ZM51 220H52V219H51ZM61 220H62V219L60 218L59 221H61ZM31 221H33V220L31 219ZM59 221H58V222H59ZM22 222H23V221H22ZM24 222H25V221H24ZM33 222H35V221H33ZM79 222H80L79 225L82 226V227L84 228V230H86V231H85V232H86V235H87V236H90V233H91V231H92V230L89 229V228H91V227H89V226H90V223L88 224V222H86L85 220H80ZM17 223H18V222H17ZM45 223H46V221H45ZM61 223H62V221H61ZM9 224H10V223H9ZM12 224H14V222H12ZM12 224H11V226H12ZM20 224H21V222H20ZM29 224H30V223H29ZM35 224H36V222H35ZM55 224H56V223H55ZM55 224H54V225H55ZM58 224H60V223H58ZM27 225H28V224H26V222L21 224V226H25V229H26V226H27ZM30 225H32V229H34V228L36 227V226H35V227L33 228V225H34V224H30ZM45 225H47V224H45ZM45 225H44V227H45ZM48 225H49V224H48ZM56 225H57V224H56ZM56 225H55V226H56ZM11 226H9V228H10ZM14 226H16V225H14ZM19 226H20V225H19ZM21 226H20V227H21ZM30 227H31V226H30ZM52 227H53V226H52ZM52 227H51V228H52ZM12 228H13V227H12ZM14 228H15V227H14ZM23 228H24V227H23ZM45 228H46V229H45ZM45 228H44V233L47 235V239H42L41 236H43V235H41V236H36L37 239H36V237H35V240L32 241L33 244H34V245H33V244H32V245H33L34 247H35V245H36V247L39 246V247L41 248L40 250H42V248H43V249H45L46 251H49L50 254H51V256H52L54 259H56V260H55V263H56V264H89V260H88L89 257L86 255V254L89 253V249L87 248L88 250L86 249V250H87V251H86V250H85V247H84L83 244H87L88 247H89L92 243H91V242H90L91 244H90V243H87V241H88V242H89V241H92V239L88 238V240L86 239V240H87V241H86V240L83 238L84 241H83V240H82V241H83V242H86V243H82V242H81V243H82V244H81V243L79 242L80 245H82V246H80V245L78 246V245L76 244L75 241H74V242H75V244H74L73 241H71V242H73V243H71L69 239L67 240L63 234L55 235V234H56V233L54 234L55 231H54V232H53V230L51 231L50 228H48V226L45 227ZM5 229H7V228H5ZM18 229H19V228H18ZM18 229H17V230H18ZM21 229H22V228H21ZM21 229H20V230H21ZM35 229H36V228H35ZM9 230H10V229H9ZM11 230H12V229H11ZM17 230H16V231H17ZM22 230H23V229H22ZM6 231H7V230H6ZM17 232H18V231H17ZM29 232H31V231H29ZM29 232H27V233H29ZM35 232H37V231H35ZM5 233H6V232H5ZM9 233H10V232H9ZM9 233H8V234H9ZM11 233H12V231H11ZM20 233H21V232H19L18 235H19L20 237H22V236L20 235ZM24 233H26V232H23V235H25ZM38 233H39V232H38ZM58 233H60V232H58ZM15 234H17V233H15ZM15 234H14V235H15ZM29 234H30V233H29ZM29 234H28V235H29ZM41 234H42V233H41ZM31 235H32V234H31ZM31 235H30V236H31ZM34 235H35V234H34ZM38 235H40V234H38ZM65 235H66V234H65ZM32 236H33V235H32ZM4 237H6V235H5ZM8 237H9V236H8ZM10 237H11V235H10ZM15 237H17V236H15ZM28 237H29V236H28ZM28 237L26 236V238H28ZM12 238H13V237H12ZM12 238H11V239H12ZM30 238H31V237H30ZM32 238H33V237H32ZM43 238H44V237H43ZM2 239H3V238H2ZM2 239H1V240H2ZM4 239H5V240H6V239L8 240V238H4ZM4 239H3V240H4ZM13 239H14V238H13ZM21 239H22V238H21ZM89 239H90V240H89ZM15 240H16V238H15ZM17 240H19V239H17ZM26 240H27V239H26ZM26 240H25V241H26ZM13 241H14V240H13ZM13 241H11V242H13ZM23 241H24V240H23ZM27 241H29V238H28ZM16 242H17V241H16ZM19 242H20V240H19ZM19 242H18V243H19ZM21 242H22V241H21ZM21 242H20V243H21ZM32 242H30V243H32ZM69 242H70L71 244H70ZM92 242H93V241H92ZM0 243H1V242H0ZM25 243H26V242H25ZM68 243H69V244H68ZM79 243H78V244H79ZM3 244H4V243H3ZM5 244H6V243H5ZM11 244H12V243H11ZM14 244H16V243H14ZM21 244H23V243H21ZM21 244H20V245H21ZM27 244H28V243H27ZM1 245H2V244H1ZM7 245H8V244H6V246H7ZM24 245H25V244H24ZM30 245H31V244H30ZM2 246H3V245H2ZM4 246H5V245H4ZM25 246H26V245H25ZM33 246H32V247H33ZM91 246H93V244H92ZM91 246H90V247H91ZM0 247H1V246H0ZM9 247H10V246H9ZM12 247H13V245H12ZM14 247H16V245H15ZM28 247H29V246H28ZM36 247H35V248H36ZM90 247H89V248H90ZM3 248H4V247H3ZM23 248H24V246H23ZM4 249H5V248H4ZM4 249H3V250H4ZM8 249H9V248H8ZM16 249H17V248H16ZM20 249H21V248H20ZM20 249H19V250H20ZM25 249H26V248H25ZM31 249H32V248H31ZM38 249H39V248H38ZM1 250H2V248H1ZM11 250H12V248H11ZM36 250H37V249H36ZM36 250H35V251H36ZM91 250H92V249H91ZM6 251H7V250H6ZM13 251H14V250H13ZM17 251H18V249H17ZM23 251H24V250H23ZM29 251H30L31 253H33L34 250H32V251L29 250ZM37 251H38V250H37ZM42 251H43V250H42ZM46 251H44V252L46 253ZM0 252H1V251H0ZM3 252H5V250H4ZM8 252H9V250H8L6 253H8ZM18 252H19V251H18ZM21 252H22V251H21ZM86 252H88V253H86ZM13 253H14V252H13ZM13 253H12V254H13ZM24 253L26 254V252H24ZM28 253H29V252H28ZM31 253H30V254H31ZM2 254L4 255V253H2ZM8 254H9V253H8ZM25 254H24V255H25ZM33 254H35V253H33ZM37 254H38V253H37ZM10 255H11V254H10ZM26 255H28V254H26ZM38 255H39V254H38ZM38 255H37V256H38ZM40 256H41V255H40ZM86 256H87V257H86ZM89 256H90V255H89ZM2 257H3V256H2ZM15 257H16V256H15ZM23 257H24V256H23ZM28 257H29V256H28ZM33 257H34V256H33ZM41 257H42V256H41ZM41 257H40V258H41ZM46 257H47V256H46ZM7 258H8V257H7ZM7 258L5 257L4 260L7 259ZM47 258H49V257H47ZM1 259H2V258H1ZM25 259H26V258H25ZM28 259H29V258H28ZM33 259H34V258H33ZM90 259H91V258H90ZM4 260H3V262H5ZM7 260H8V259H7ZM35 260H37V258H36ZM71 260H75V262H71ZM92 260H93V259H92ZM92 260H91V262H92L93 264H95L94 261H92ZM10 261H11V260H10ZM24 261H25V260H24ZM31 261H33L32 258H31ZM7 262H8V261H7ZM16 262H17V261H16ZM22 262H23V261H22ZM36 263H37V262H36ZM97 263H98V262H97ZM9 264H10V263H9ZM11 264H15V263H14V262H11ZM24 264H25V263H24ZM98 264H100V263H98Z\"/></svg>",
	"mask_w": 264,
	"mask_h": 264
},
{
	"label": "built area",
	"instance_id": "3",
	"mask_svg": "<svg viewBox=\"0 0 264 264\" xmlns=\"http://www.w3.org/2000/svg\"><path fill=\"white\" fill-rule=\"evenodd\" d=\"M63 38L65 39V35H63Z\"/></svg>",
	"mask_w": 264,
	"mask_h": 264
}]
</instances>
